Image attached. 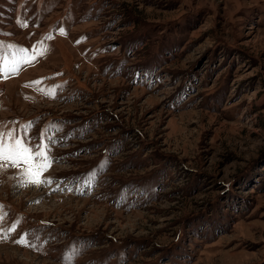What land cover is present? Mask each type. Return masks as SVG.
<instances>
[{"label": "rangeland", "instance_id": "obj_1", "mask_svg": "<svg viewBox=\"0 0 264 264\" xmlns=\"http://www.w3.org/2000/svg\"><path fill=\"white\" fill-rule=\"evenodd\" d=\"M38 41L0 122L51 182L0 169V264H264V0H0Z\"/></svg>", "mask_w": 264, "mask_h": 264}, {"label": "snow or ice", "instance_id": "obj_2", "mask_svg": "<svg viewBox=\"0 0 264 264\" xmlns=\"http://www.w3.org/2000/svg\"><path fill=\"white\" fill-rule=\"evenodd\" d=\"M61 34H65L64 28H59ZM50 38V37H46ZM40 47L33 48L31 50L18 48L14 45H4L0 42V49L8 47L10 49H15L11 51L12 59L0 51V79L7 78L10 75L18 74L20 67L24 64L32 63L37 56L45 55L47 48L44 46V41L37 42ZM38 83V82H31ZM55 87L53 91L47 92L48 95H55ZM31 122H29L30 124ZM28 125H25V128ZM5 162L13 167L21 168L23 171L21 175L26 179L21 181L23 186L27 185H42L45 183H50V177H44L42 174L47 171L51 164L54 162V157L51 155V148L49 145L38 143L36 145H31L26 138L16 133L15 130H9L5 132L3 130V123L0 122V169L5 166ZM107 161L102 162L100 167H106ZM94 176L95 173H91ZM2 207V206H0ZM3 217L0 216V220ZM3 231V229H0ZM17 243L30 244L29 241L20 240ZM79 249H73L72 252L65 257L66 260L71 261L74 257L80 254Z\"/></svg>", "mask_w": 264, "mask_h": 264}]
</instances>
